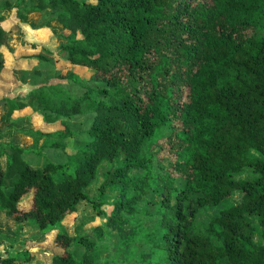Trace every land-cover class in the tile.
I'll list each match as a JSON object with an SVG mask.
<instances>
[{
    "label": "trees",
    "instance_id": "1",
    "mask_svg": "<svg viewBox=\"0 0 264 264\" xmlns=\"http://www.w3.org/2000/svg\"><path fill=\"white\" fill-rule=\"evenodd\" d=\"M7 7L20 23L27 12L52 11L68 31L59 33L65 41L59 51L92 69L90 79L101 85L74 94L60 83L81 80L68 70L56 74L60 82L0 99L8 107L0 116L7 129L11 114L26 106L49 124L93 113L75 147L64 140L82 131L68 126L22 131L32 140L27 146L0 141V214L48 232L83 200L105 215L106 192L120 193L106 220L119 237L112 253L82 234L77 256L69 248L75 238L59 229L55 239L64 251L47 264H264V0H5ZM4 20L0 12V71L6 52L16 51ZM21 43L34 50L23 58L41 74L52 51L40 41ZM45 148L64 158L52 160ZM120 157L90 197L86 187L101 163ZM154 157L159 165L168 160L163 174L152 173ZM133 169L144 173L132 175ZM244 169L252 177L236 178ZM152 181L162 185L155 186L159 230L126 227L121 211L131 213L129 199L147 194ZM234 191L238 202L220 208L204 227L197 224L201 210ZM96 229L99 238L102 228ZM0 264L37 263L21 251L0 252Z\"/></svg>",
    "mask_w": 264,
    "mask_h": 264
},
{
    "label": "rangeland",
    "instance_id": "2",
    "mask_svg": "<svg viewBox=\"0 0 264 264\" xmlns=\"http://www.w3.org/2000/svg\"><path fill=\"white\" fill-rule=\"evenodd\" d=\"M14 1V0H6ZM5 0H0V12L5 16L2 22L6 29H9V44L16 51L11 54L6 52V62L0 71V99L3 97H15L23 95L30 89L44 83V82H60L56 74L65 73L68 70L75 72L81 79L78 83H68L61 81L66 88L72 93L79 94L85 88L92 86L98 88L101 83L90 79L93 70L85 68L75 63H71L62 52L59 51L60 46L65 43L59 33L67 34L68 31L64 29L60 23L52 19L53 12L45 9L43 11L27 12L25 21L20 23L15 15L12 7L4 8ZM26 39L30 42H41L49 50H51V63L40 73H37L33 68L35 65L33 61L26 60L23 56H27L34 52L29 44H22V40ZM60 53V54H59ZM45 67V66H44ZM179 99L185 98V92H178ZM6 108V109H5ZM7 104L0 103V116L6 114ZM6 110V111H5ZM13 120L12 130L17 134L28 136L31 131H53L65 126L70 127L75 132L82 133L73 135L64 140V143L69 147H75L84 142V135L86 130L91 126L93 120V113L78 115L73 119H66L65 123L55 122L47 123L43 119L39 109L26 106L21 109L15 110L11 114ZM0 126L4 125L0 121ZM168 132L167 130L164 131ZM38 148L41 147L44 141L43 136H39ZM32 141V140H31ZM31 144V143H30ZM41 149V148H40ZM43 150V149H42ZM46 154L54 161H61L63 155L54 148H45ZM122 157L112 161H103L97 170L96 178L86 187V191L90 197H97L99 194V187L105 181V173L109 169L115 168L120 165ZM169 166L168 160H163L160 165L154 157L152 159V173L163 174ZM144 173L141 169H133L130 174L142 175ZM236 178H250L252 172L250 169H244ZM161 188V184L157 181H152V186L149 187L147 194L142 195L140 199H129L132 207V212L121 211L123 220L126 227H131L136 224H143L154 230H159L161 214L156 208L155 202L160 200V195L155 189ZM120 198L118 190H108L102 201V210L105 215H99L93 208L89 201H80L77 205L76 211L66 215L59 226L48 232H42L32 224L19 225L11 218L4 214H0V252L1 255H14L18 252H29V257L37 264H47L50 262L52 255L62 254L63 248L56 241L57 230L67 231L75 240L70 244V250H73L77 256H81L84 246L76 242L79 235L86 234L93 242L100 245L105 253H112L114 247L118 244V233L106 227V220L108 216L114 213V204ZM241 198L239 191H234L227 197L219 206L214 208H205L201 210L197 217V224L204 227L210 217H212L220 208L238 202ZM25 200L23 205L28 204ZM100 226L102 232L100 237L97 238L99 232L96 227ZM257 240V239H256ZM137 250H141L138 246ZM131 264V263H130Z\"/></svg>",
    "mask_w": 264,
    "mask_h": 264
},
{
    "label": "crops",
    "instance_id": "3",
    "mask_svg": "<svg viewBox=\"0 0 264 264\" xmlns=\"http://www.w3.org/2000/svg\"><path fill=\"white\" fill-rule=\"evenodd\" d=\"M9 140L13 141L14 143L26 145V146L31 143V138L29 136L17 134L12 129H7V127L5 126H0V141H9Z\"/></svg>",
    "mask_w": 264,
    "mask_h": 264
}]
</instances>
